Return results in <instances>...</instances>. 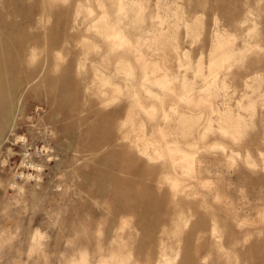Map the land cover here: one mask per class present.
Instances as JSON below:
<instances>
[{"label": "rangeland", "instance_id": "374dc122", "mask_svg": "<svg viewBox=\"0 0 264 264\" xmlns=\"http://www.w3.org/2000/svg\"><path fill=\"white\" fill-rule=\"evenodd\" d=\"M0 43V264H264V0H0Z\"/></svg>", "mask_w": 264, "mask_h": 264}, {"label": "bare ground", "instance_id": "6f19581e", "mask_svg": "<svg viewBox=\"0 0 264 264\" xmlns=\"http://www.w3.org/2000/svg\"><path fill=\"white\" fill-rule=\"evenodd\" d=\"M0 48H1V43H0ZM1 61H4L1 57H0ZM12 81L10 82V78L5 74V71L3 68H0V100H3V98L5 97V94L8 92L9 93V97H11V93L13 92V86L16 84L13 80H15V78L11 79ZM31 82H26L23 85V90L27 89L31 86ZM9 97L7 99H5V101L7 103H9ZM9 107V106H7ZM9 114V110L8 108H0V127L3 128L5 125L9 124L8 121H10V116L7 115ZM14 118V117H13ZM12 118V120H13ZM21 175V174H20ZM22 176V175H21Z\"/></svg>", "mask_w": 264, "mask_h": 264}]
</instances>
